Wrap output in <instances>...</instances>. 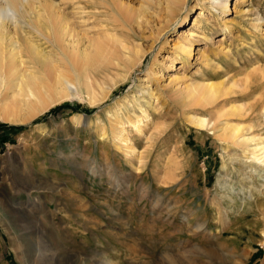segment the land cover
Listing matches in <instances>:
<instances>
[{
	"label": "rangeland",
	"instance_id": "obj_1",
	"mask_svg": "<svg viewBox=\"0 0 264 264\" xmlns=\"http://www.w3.org/2000/svg\"><path fill=\"white\" fill-rule=\"evenodd\" d=\"M52 1L80 40L99 32L93 0ZM185 1L167 22V0H120L125 8L148 7L139 26L127 32L130 57L140 50L142 60L126 77L114 69L95 86L98 99L102 90L109 92L106 100L94 106L86 97L64 101L56 106L73 108L46 115L51 107L23 125L0 120L24 127L0 136V200L8 205L7 219L0 213V264H28L20 237L9 235V213L33 232V244L47 246L35 264H264V219L255 211L264 203V175L216 134L228 121L264 124V111L252 117L264 106V0H227L225 13L211 10L210 0ZM199 13L206 20L201 28L182 35ZM183 40L194 48L184 64L175 49ZM245 76L249 88L241 82ZM201 80L243 85L206 110L183 107L177 94ZM239 104L253 113L218 117ZM139 107L151 118L145 136L128 123L142 116ZM184 111L218 128L198 130ZM74 114L81 118L73 120ZM118 116L141 153L127 154L112 138L108 121ZM101 128L106 140L98 137ZM25 185L42 189L30 190L29 198ZM36 198L43 204L28 208Z\"/></svg>",
	"mask_w": 264,
	"mask_h": 264
},
{
	"label": "bare ground",
	"instance_id": "obj_2",
	"mask_svg": "<svg viewBox=\"0 0 264 264\" xmlns=\"http://www.w3.org/2000/svg\"><path fill=\"white\" fill-rule=\"evenodd\" d=\"M209 3L211 10H216L218 7L223 9V13L228 10L227 0H210ZM92 5L99 11L97 13L99 32L95 34L96 36L89 38L83 36L80 40L72 22L52 0H0V96L2 95L0 120L2 122L15 126L23 125L64 101L82 100L84 97L88 98L91 106H94L100 100H104L109 93L102 90L100 99L96 97L94 90L98 88L96 85H99L102 79H105L114 69L123 71L126 77L130 70L141 62L142 51L140 50L134 51V57L132 55L130 57L132 50L128 43L127 32L131 30L133 24L139 26L144 12H148V7L141 4L137 9L125 8L120 4V0H93ZM166 5L167 22H172L183 10L186 1L167 0ZM204 21H206L204 15L199 13L191 28L181 34L193 36ZM260 23L264 24V19L259 20ZM259 28L260 25L257 24L256 30L259 31ZM84 39L86 42L82 43ZM190 42L186 44L183 40L175 44V49L180 55L178 63L184 64L193 57L194 48ZM169 67L174 69L173 61ZM260 74V80H263L264 72L260 71ZM250 81V76H245L241 80L244 85L240 81L232 80L223 86L224 81L214 84L201 80L180 92L177 90L179 92L177 95L183 107L194 106L206 110L219 101L221 96L227 95L230 91L233 92V89L239 85L248 87ZM262 104L264 105V101ZM139 109L142 116L130 118L128 123L138 135L145 136L144 131L151 118L142 107ZM250 111H252L251 108L248 109L246 106L245 109L239 104V106L227 107L219 113L218 117H224L222 113L225 112L230 117L243 119L245 115L249 116ZM263 111L264 106L259 112L260 115L252 117L254 119L262 117ZM184 113L188 114L185 111ZM80 118L79 114L72 116L73 120ZM186 119L189 125L198 130L218 128L217 124L215 127V121L210 123L202 116L188 114ZM108 122L114 124L111 127V135L118 141L119 148L125 147L129 155L141 153L133 144L131 145L129 133L122 127L124 122L119 116L114 117L112 122ZM242 122L223 123V126L216 130L217 137L220 136L223 142L237 146L251 169L254 171L259 169V173L264 175V132L260 129L259 133H253L255 127L260 128L264 124L258 122L259 125H246ZM106 134H108L106 129L101 128L99 139L103 140ZM26 187L28 185L24 186V193L29 198L33 195L31 191L37 192L42 189L33 187V189H26ZM251 197L252 195L249 196ZM4 203L0 200V213L6 218L5 213L8 209L5 206L8 205ZM36 203L38 198L30 201L27 206L31 208ZM259 203L255 211L264 219V203L262 201ZM38 204L43 203L40 201ZM9 216L12 219V221L8 220L9 235L15 234L20 237L22 246L25 248L27 263L42 262L46 257L44 252L48 251L47 246H44L41 241L37 242L39 245L33 244L31 242L33 232L27 231L23 226L21 229L19 224L13 222L16 220L15 217L10 213Z\"/></svg>",
	"mask_w": 264,
	"mask_h": 264
},
{
	"label": "trees",
	"instance_id": "obj_3",
	"mask_svg": "<svg viewBox=\"0 0 264 264\" xmlns=\"http://www.w3.org/2000/svg\"><path fill=\"white\" fill-rule=\"evenodd\" d=\"M72 108L73 107L71 105H66V104L65 105H59V106H56L55 108L51 109L48 113H46V115L56 114V113H58L62 109H72ZM10 129L23 130L24 127H22V126H19V127H10V126H8L6 124L0 123V131L10 130Z\"/></svg>",
	"mask_w": 264,
	"mask_h": 264
},
{
	"label": "crops",
	"instance_id": "obj_4",
	"mask_svg": "<svg viewBox=\"0 0 264 264\" xmlns=\"http://www.w3.org/2000/svg\"><path fill=\"white\" fill-rule=\"evenodd\" d=\"M7 130L4 131H0V136L3 135L4 132H6Z\"/></svg>",
	"mask_w": 264,
	"mask_h": 264
}]
</instances>
